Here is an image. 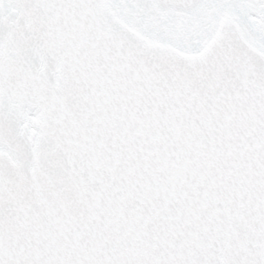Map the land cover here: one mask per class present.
I'll return each mask as SVG.
<instances>
[{"label":"snow or ice","instance_id":"1","mask_svg":"<svg viewBox=\"0 0 264 264\" xmlns=\"http://www.w3.org/2000/svg\"><path fill=\"white\" fill-rule=\"evenodd\" d=\"M0 264H264V0H0Z\"/></svg>","mask_w":264,"mask_h":264}]
</instances>
